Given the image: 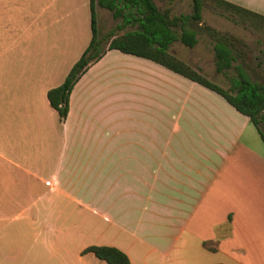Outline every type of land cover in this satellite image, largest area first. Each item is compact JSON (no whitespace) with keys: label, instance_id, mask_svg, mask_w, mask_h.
<instances>
[{"label":"crops","instance_id":"obj_1","mask_svg":"<svg viewBox=\"0 0 264 264\" xmlns=\"http://www.w3.org/2000/svg\"><path fill=\"white\" fill-rule=\"evenodd\" d=\"M21 1L0 0V264H106L89 246L129 264H264V144L249 119L107 50L61 122L47 92L90 43V0L46 15L13 11ZM225 1L264 16V0Z\"/></svg>","mask_w":264,"mask_h":264},{"label":"trees","instance_id":"obj_2","mask_svg":"<svg viewBox=\"0 0 264 264\" xmlns=\"http://www.w3.org/2000/svg\"><path fill=\"white\" fill-rule=\"evenodd\" d=\"M155 1L90 0V43L63 83L47 92L49 105L57 112L59 120L62 122L66 119L71 91L82 75L107 50H117L149 60L219 95L249 119L264 144V85L253 82L241 65H233L238 56L233 43L235 39L204 25L202 9L210 7L231 22L261 35L264 34V16L225 0H191L192 12L176 16L170 15L169 11L161 12ZM97 6L110 12L113 21L117 22L102 39L98 35ZM199 31L207 34L212 41L215 71L219 74H226L230 70L234 72V75L227 77L228 89L209 81L198 69L170 53V46L177 42L184 47L194 48L198 43ZM82 253H92L106 264H129L128 257L113 247L89 246Z\"/></svg>","mask_w":264,"mask_h":264},{"label":"rangeland","instance_id":"obj_3","mask_svg":"<svg viewBox=\"0 0 264 264\" xmlns=\"http://www.w3.org/2000/svg\"><path fill=\"white\" fill-rule=\"evenodd\" d=\"M66 0H22L21 2L13 3L12 10L25 13L38 12L42 9L43 5L49 4L45 9L44 15L52 12L59 5H63ZM82 0H75L74 8L65 9L64 11H76L81 12ZM155 4L161 12L169 11L170 15H188L192 12L191 0H156ZM44 7V6H43ZM97 20L100 22L103 11L97 6ZM202 21L204 25L210 26L216 31L227 34L235 39V48L239 49V55L237 56L236 63L242 65L245 71L249 74L250 79L253 82L264 85V34H257L250 28L241 24H235L226 19L223 15L213 11L210 7H204L202 9ZM117 22L111 19V14L103 18V37L112 30ZM127 28L126 30H129ZM87 32L90 34V24L87 22ZM98 35H102L99 30ZM102 37V38H103ZM100 37V39H102ZM198 43L194 48H187L183 45L174 43L172 47V53L192 68L198 69L200 73L209 81L216 83L223 89H228L229 84L227 77L234 75L232 70L226 74H219L214 68V56L212 50V41L207 34L199 31ZM244 44L245 47L240 46ZM212 92V91H211ZM213 96L224 102L219 96L214 94ZM264 129V128H263Z\"/></svg>","mask_w":264,"mask_h":264}]
</instances>
